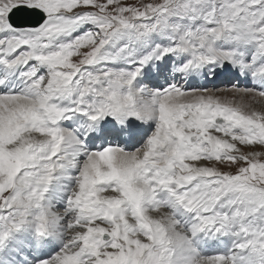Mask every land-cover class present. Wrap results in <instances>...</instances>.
<instances>
[{
    "label": "snow or ice",
    "instance_id": "snow-or-ice-1",
    "mask_svg": "<svg viewBox=\"0 0 264 264\" xmlns=\"http://www.w3.org/2000/svg\"><path fill=\"white\" fill-rule=\"evenodd\" d=\"M0 264H264V0H0Z\"/></svg>",
    "mask_w": 264,
    "mask_h": 264
},
{
    "label": "water",
    "instance_id": "water-1",
    "mask_svg": "<svg viewBox=\"0 0 264 264\" xmlns=\"http://www.w3.org/2000/svg\"><path fill=\"white\" fill-rule=\"evenodd\" d=\"M13 21L19 25H34L35 18L27 14L16 13L13 16Z\"/></svg>",
    "mask_w": 264,
    "mask_h": 264
},
{
    "label": "rangeland",
    "instance_id": "rangeland-1",
    "mask_svg": "<svg viewBox=\"0 0 264 264\" xmlns=\"http://www.w3.org/2000/svg\"><path fill=\"white\" fill-rule=\"evenodd\" d=\"M125 2L126 3H137V0H125ZM145 2H150V0H145Z\"/></svg>",
    "mask_w": 264,
    "mask_h": 264
}]
</instances>
